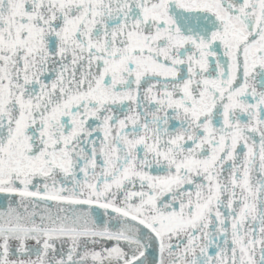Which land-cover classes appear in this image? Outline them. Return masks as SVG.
I'll use <instances>...</instances> for the list:
<instances>
[{
    "label": "snow or ice",
    "instance_id": "6c2138e0",
    "mask_svg": "<svg viewBox=\"0 0 264 264\" xmlns=\"http://www.w3.org/2000/svg\"><path fill=\"white\" fill-rule=\"evenodd\" d=\"M0 264H264V0H0Z\"/></svg>",
    "mask_w": 264,
    "mask_h": 264
}]
</instances>
